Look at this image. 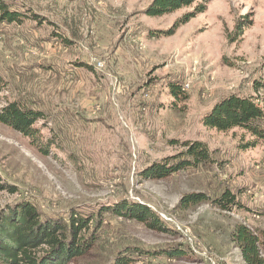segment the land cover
<instances>
[{"label":"rangeland","instance_id":"obj_1","mask_svg":"<svg viewBox=\"0 0 264 264\" xmlns=\"http://www.w3.org/2000/svg\"><path fill=\"white\" fill-rule=\"evenodd\" d=\"M0 2L26 15L0 23V112L15 101L45 112L37 126L54 142L42 152L0 123L1 183L17 189L0 191V211L31 202L45 218L93 217L96 244L79 264L126 250L133 264H246L232 233L264 229V140L203 119L231 94L264 109V0H199L202 14L195 3L158 17L147 14L153 0ZM196 141L211 163L142 175ZM226 191L231 211L211 202ZM192 193L211 200L181 209ZM124 201L149 207L164 230L109 210Z\"/></svg>","mask_w":264,"mask_h":264},{"label":"trees","instance_id":"obj_2","mask_svg":"<svg viewBox=\"0 0 264 264\" xmlns=\"http://www.w3.org/2000/svg\"><path fill=\"white\" fill-rule=\"evenodd\" d=\"M195 3L199 7L196 14L204 13L206 8L199 0H153L147 14L151 17L163 16ZM24 16L0 2V23H21ZM189 18L176 24L168 34H173ZM82 66L88 67L86 64ZM5 86L0 78V90ZM170 89L176 100L188 98L179 85L171 84ZM46 117L45 112L15 101L2 109L0 123L22 134L42 152H47L54 142L47 140L42 127L37 126L38 121H45ZM203 124L220 132L242 129L254 137L250 144L264 140V109L251 98L238 94L218 101L204 117ZM184 146L185 151L148 167L142 175L162 180L181 169L199 167L213 161L206 144L196 141L186 142ZM7 188L10 189L1 183L0 178V191ZM10 190L16 192L17 189ZM209 200L210 197L204 193H192L181 199L179 207L187 209ZM211 202L223 211H231L237 204L235 195L229 191ZM109 210L117 216L143 223L152 230H164L160 217L146 205L124 201ZM93 220V217H83L77 213L65 221L45 218L31 202L9 206L0 211V264H79V260L89 255L96 244L97 229L92 226ZM232 241L241 250L246 264H264V229L254 230L246 224H238L232 233ZM128 251L119 252L110 264H133ZM181 253L177 251L175 254Z\"/></svg>","mask_w":264,"mask_h":264},{"label":"built area","instance_id":"obj_3","mask_svg":"<svg viewBox=\"0 0 264 264\" xmlns=\"http://www.w3.org/2000/svg\"><path fill=\"white\" fill-rule=\"evenodd\" d=\"M104 67V63L102 61L97 62V68L102 69ZM188 87V85H187Z\"/></svg>","mask_w":264,"mask_h":264}]
</instances>
